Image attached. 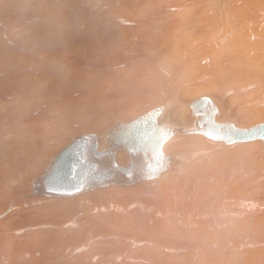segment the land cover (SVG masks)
Here are the masks:
<instances>
[{
	"label": "bare ground",
	"instance_id": "obj_1",
	"mask_svg": "<svg viewBox=\"0 0 264 264\" xmlns=\"http://www.w3.org/2000/svg\"><path fill=\"white\" fill-rule=\"evenodd\" d=\"M263 144L264 0H0V264H264Z\"/></svg>",
	"mask_w": 264,
	"mask_h": 264
},
{
	"label": "water",
	"instance_id": "obj_2",
	"mask_svg": "<svg viewBox=\"0 0 264 264\" xmlns=\"http://www.w3.org/2000/svg\"><path fill=\"white\" fill-rule=\"evenodd\" d=\"M207 100L206 99H200L198 100V104L200 109L202 111V121L205 123H210L212 121V114L208 111H205V108H201L202 105H206ZM218 136H224L227 137L228 139H248V138H253L258 136V131L257 130H237L231 126H227L224 128L221 132L216 133ZM150 152L153 153H158L160 155H165L163 152L160 153L158 151H153V149L150 150ZM166 156V155H165ZM146 164H152L150 161L146 162Z\"/></svg>",
	"mask_w": 264,
	"mask_h": 264
},
{
	"label": "rangeland",
	"instance_id": "obj_3",
	"mask_svg": "<svg viewBox=\"0 0 264 264\" xmlns=\"http://www.w3.org/2000/svg\"><path fill=\"white\" fill-rule=\"evenodd\" d=\"M148 110H150V109H148ZM148 110H146V111H148ZM255 119V117H253L252 119H245L244 121H247L246 122V125H249V126H251L252 124H254V123H256V122H253V120ZM117 121V120H116ZM115 121V122H116ZM122 121V120H121ZM251 121V122H250ZM115 122H113L112 124H114ZM249 122V123H248ZM251 123V124H250ZM258 123H260V122H258ZM111 124V125H112ZM248 126V127H249ZM110 127V126H109ZM104 132V131H103ZM88 132H81V134H87ZM100 133H102V131H100ZM201 136H202V134H201ZM203 137H204V135H203ZM206 139H208L207 137H205ZM191 138H189V140H190ZM210 140V139H209ZM211 141H213V140H211ZM219 144V143H218ZM220 145V144H219ZM264 145V144H263ZM175 154V153H174ZM50 163V162H49ZM49 163H48V165H49ZM177 171V170H176ZM176 171H174V172H176ZM137 185V184H136ZM133 186H135V185H133ZM264 189H260V188H255V189H245L244 191H242V192H240V193H242L243 195H249V194H252V193H255V192H261V191H263ZM246 191V192H245ZM237 196H242L241 194H236ZM203 210H204V208H203ZM201 211V210H200ZM223 211L224 212H226V210L225 209H223ZM227 218V217H226ZM264 220V219H263ZM262 220V221H263ZM258 221H260L259 219H254V220H252L251 222H249V223H255V222H258ZM250 239V238H249ZM242 242V240H239V241H237V242H235L234 244H231V245H227L228 246V248H231V250H233V249H239L238 248V244L239 243H241Z\"/></svg>",
	"mask_w": 264,
	"mask_h": 264
}]
</instances>
